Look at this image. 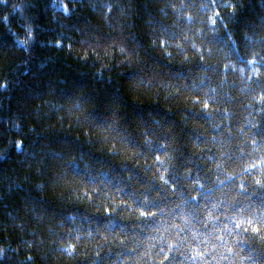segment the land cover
<instances>
[{"label": "trees", "instance_id": "1", "mask_svg": "<svg viewBox=\"0 0 264 264\" xmlns=\"http://www.w3.org/2000/svg\"><path fill=\"white\" fill-rule=\"evenodd\" d=\"M250 1L0 0V264H264Z\"/></svg>", "mask_w": 264, "mask_h": 264}, {"label": "rangeland", "instance_id": "2", "mask_svg": "<svg viewBox=\"0 0 264 264\" xmlns=\"http://www.w3.org/2000/svg\"><path fill=\"white\" fill-rule=\"evenodd\" d=\"M240 55L248 58L250 61L264 62V0H251L248 12V19L244 33V39L240 48ZM234 61L226 62V66H230ZM220 63H215L213 68L208 67L209 72H213L210 78V84H214ZM206 68L201 69L200 79L204 77L203 72H207ZM211 70V71H210ZM214 86L218 91L219 87ZM220 103L216 108V113L219 110Z\"/></svg>", "mask_w": 264, "mask_h": 264}, {"label": "crops", "instance_id": "3", "mask_svg": "<svg viewBox=\"0 0 264 264\" xmlns=\"http://www.w3.org/2000/svg\"><path fill=\"white\" fill-rule=\"evenodd\" d=\"M242 58H244V59H247V60H249L248 58H246V57H243V56H241ZM259 62V61H258Z\"/></svg>", "mask_w": 264, "mask_h": 264}, {"label": "snow or ice", "instance_id": "4", "mask_svg": "<svg viewBox=\"0 0 264 264\" xmlns=\"http://www.w3.org/2000/svg\"><path fill=\"white\" fill-rule=\"evenodd\" d=\"M17 148L19 149L20 148V145H17ZM167 182V181H166Z\"/></svg>", "mask_w": 264, "mask_h": 264}]
</instances>
